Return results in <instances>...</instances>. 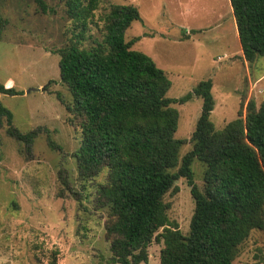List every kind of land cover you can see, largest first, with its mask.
Instances as JSON below:
<instances>
[{
  "label": "trees",
  "instance_id": "16d2710c",
  "mask_svg": "<svg viewBox=\"0 0 264 264\" xmlns=\"http://www.w3.org/2000/svg\"><path fill=\"white\" fill-rule=\"evenodd\" d=\"M35 1L46 13L45 0ZM99 2L66 0L72 34L56 53L61 81L72 96L66 104L70 119L82 133L76 153L79 174L88 178L103 167L109 170L108 182L98 189V203L109 214L110 261L147 263L148 249L158 241L163 243L160 264H235L251 231L264 230V101L257 106L250 100L245 114L240 110L238 117L217 128L211 119L213 80L199 81L183 97H168V73L133 47L140 37L126 40L127 29L142 19L139 8L111 4L100 18L99 38L88 33L90 24L98 26ZM1 3L0 39L9 24ZM230 3L243 57L252 64L264 57V0ZM19 93L0 81L1 95ZM194 96L202 99V109L189 140L192 148L181 156L186 139L176 136L180 114L174 104ZM1 99L0 128L6 121L7 132L30 149L41 127L21 133ZM197 160L204 167L202 189L195 181ZM180 178L187 180L195 201L186 234L170 219L165 201ZM57 254H52L51 264H56Z\"/></svg>",
  "mask_w": 264,
  "mask_h": 264
},
{
  "label": "rangeland",
  "instance_id": "374dc122",
  "mask_svg": "<svg viewBox=\"0 0 264 264\" xmlns=\"http://www.w3.org/2000/svg\"><path fill=\"white\" fill-rule=\"evenodd\" d=\"M43 13L35 0H2L8 26L0 39V81L11 79L15 95H1L21 133L40 128L30 149L0 128V264H117L110 261L106 237L108 210L98 203V189L109 170L80 176L76 153L81 128L71 122L66 104L72 99L61 81L56 50L72 34L66 0H45ZM134 4L142 19L126 31V40L140 37L134 48L150 55L172 81L167 96L180 98L204 79L213 80L215 108L211 119L222 129L246 113V105L264 101V57L249 64L244 57L230 0H100L98 26L88 33L101 38V16L111 4ZM88 43V42H87ZM9 83V82H8ZM45 87V90L42 88ZM179 111L176 136L186 139L180 154L192 145L190 137L202 109L194 96L175 103ZM48 129V132L45 131ZM49 139L60 148L52 147ZM195 181L202 189L204 167L194 162ZM165 195L170 219L183 233L190 229L195 201L185 178ZM162 242L153 241L149 261L160 264ZM264 263V230L253 229L241 244L235 264Z\"/></svg>",
  "mask_w": 264,
  "mask_h": 264
},
{
  "label": "crops",
  "instance_id": "0c3cea01",
  "mask_svg": "<svg viewBox=\"0 0 264 264\" xmlns=\"http://www.w3.org/2000/svg\"><path fill=\"white\" fill-rule=\"evenodd\" d=\"M236 25V24H235ZM236 30H237V26H236ZM237 34H238V30H237ZM9 82V83H8ZM13 84V81L11 79L7 80L6 82V86L9 87Z\"/></svg>",
  "mask_w": 264,
  "mask_h": 264
},
{
  "label": "water",
  "instance_id": "95a60500",
  "mask_svg": "<svg viewBox=\"0 0 264 264\" xmlns=\"http://www.w3.org/2000/svg\"><path fill=\"white\" fill-rule=\"evenodd\" d=\"M42 90H45V87H43Z\"/></svg>",
  "mask_w": 264,
  "mask_h": 264
}]
</instances>
